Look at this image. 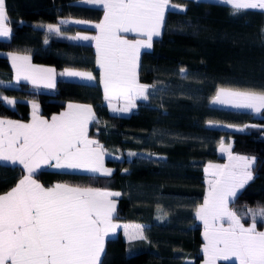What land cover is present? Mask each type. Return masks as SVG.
<instances>
[{
    "label": "trees",
    "instance_id": "obj_1",
    "mask_svg": "<svg viewBox=\"0 0 264 264\" xmlns=\"http://www.w3.org/2000/svg\"><path fill=\"white\" fill-rule=\"evenodd\" d=\"M171 1L185 10H167L161 35L141 51L138 79L150 86L149 96L127 115L110 112L98 87L60 82L43 90L12 83V73L0 70V96L16 99L13 106L0 99V116L27 120L31 100L44 116L69 102L91 105L95 119L89 135L105 152L119 156L105 158L111 176L42 168L34 177L45 187L63 182L121 193L117 217L143 223L146 239L125 241L121 233L107 238L103 264L200 263L203 240L196 207L204 198L205 162L224 159L218 153L221 142L233 153L255 158L254 179L229 207L246 225L252 223L249 209L264 208V109L255 116L248 109L212 103L221 88L264 92V10L235 12L219 0ZM5 7L12 34L0 39V51L28 53L33 62L56 71L90 70L99 80L92 42L69 39L88 29L58 19L98 21L101 7L80 0H5ZM49 23H58L61 33L40 27ZM5 58L0 54V61ZM22 175L21 166L0 162V194ZM256 222L258 230L264 229V218L257 216Z\"/></svg>",
    "mask_w": 264,
    "mask_h": 264
},
{
    "label": "snow or ice",
    "instance_id": "obj_2",
    "mask_svg": "<svg viewBox=\"0 0 264 264\" xmlns=\"http://www.w3.org/2000/svg\"><path fill=\"white\" fill-rule=\"evenodd\" d=\"M85 2L103 6L104 19L95 25L98 35L77 34L69 39L95 41L96 64L105 99L110 107L113 99H123L125 106L112 110L128 112L136 107L138 99L147 100L149 96L150 86L138 79L141 49H150L153 38L160 36L167 10L185 9L172 5L170 0ZM221 2L231 5L235 12L264 10V0ZM8 24L5 0H0V37L11 36ZM47 30L61 33L59 25L49 24ZM125 33L143 39L130 40L122 35ZM10 56L17 81L27 80L34 87H55V69L32 65L29 56ZM185 71L180 69L181 73ZM59 75L95 79L91 72L68 69ZM3 100L8 105L16 103L7 97ZM212 103L260 112L264 109V92L221 88ZM32 107L31 123L0 119V161L22 165L26 172L14 188L0 195V264H103L105 237L121 227L113 222L116 202L111 198L121 193L60 183L45 187L34 178L44 167L112 175L113 170L104 167L102 146L88 137V124L95 119L92 106L69 104L66 111L54 115L51 121L38 115V104L33 102ZM221 151L227 149L222 145ZM229 161L228 165L209 164L205 168L212 178L207 181L209 188L204 203L195 213L204 225V264H218V261L264 264V231H257L256 222L257 216L264 218V208L249 209L252 223L245 227L241 217L229 207L239 190L254 179L255 158L232 156L229 152ZM232 161L242 162V167ZM122 227L130 241L146 239L143 226Z\"/></svg>",
    "mask_w": 264,
    "mask_h": 264
},
{
    "label": "crops",
    "instance_id": "obj_3",
    "mask_svg": "<svg viewBox=\"0 0 264 264\" xmlns=\"http://www.w3.org/2000/svg\"><path fill=\"white\" fill-rule=\"evenodd\" d=\"M221 1V0H219ZM81 3L83 4H87V5H93V6H98V7H101L103 9V6L100 5V4H91V3H86L85 0H80ZM170 3L172 5H181L184 7L185 9V5L183 4H179V3H174L170 0ZM170 9H173V10H178V11H182L180 9H177V8H170ZM261 10V9H260ZM166 13V12H165ZM104 19V10H103V14L101 16V18L98 20V21H90V20H84V19H78V18H71V17H66V18H60L58 19V23L60 24L61 21H64V23H61L63 25H75V26H78L80 28H84V29H88V30H77L75 33H74V36H76L77 34L79 35H87V36H96L98 35V30L95 28V25L96 24H99L101 21H103ZM75 21H83L85 23H75ZM58 23H49V24H53V25H58ZM49 24H45L43 25V27L47 30V25ZM8 27L9 24H8ZM163 28V27H162ZM162 28H161V32H162ZM124 36H126L128 39H143V37H140V36H137L136 34L134 33H125V34H122ZM161 35V34H160ZM159 37V36H158ZM156 38V37H154ZM153 38V39H154ZM0 39L2 40H7L9 39L8 38H4V37H0ZM82 41V40H81ZM92 44H93V47L95 49V54H96V47H95V41H91ZM144 50V49H141V51ZM0 54H2L3 56H5L6 58L4 59V61H0V70H4V71H9L12 73V83H18L19 81H26L28 82L29 84L33 85L32 83H30L29 81L27 80H24V79H20L19 81H17V75H16V70L15 68L13 67V62H12V59H11V56L10 54H16V55H20V56H30V54L28 53H24V52H14V51H11V52H5V51H0ZM96 59V58H95ZM31 64L32 65H35L37 67H43V68H53L51 66H48V65H43V64H39V63H35L32 61V59L30 60ZM97 65V64H96ZM98 67V66H97ZM54 69V68H53ZM66 69L68 70H74V71H82V72H91L90 70H83V69H72V68H65L63 69L62 71H56V76H55V86L58 85L60 82H64V83H68V84H73V85H77V86H85V87H89V88H99L101 93L103 94V97H104V102L107 104L108 106V109L110 112L112 113H116V114H120V115H127L129 114L134 108H132L130 111L128 112H114L112 110V107H115V108H121L123 106H125V101L123 99H113L111 101V104H112V107L109 106V101L105 99V96H104V88H103V85L101 84L100 82V69H99V80L97 81L96 79L92 80V81H88L86 79H82L80 77H69V76H61L59 75V73H62L64 72ZM138 71V70H137ZM92 73V72H91ZM93 74V73H92ZM94 76V75H93ZM140 82V81H139ZM141 83V82H140ZM141 84H144V83H141ZM39 89H43V90H50L52 88H45L43 86H40V87H37ZM4 97H7L9 99H12V100H16L14 97H8V96H0V99L4 102L3 98ZM139 100H142V99H138L137 101ZM136 101V102H137ZM31 103V102H30ZM7 104V103H6ZM33 102L31 103V106H32ZM37 104V103H36ZM69 104H78V105H87V104H81V103H72V102H69L67 104H65V106L59 110L58 112H55V113H52L51 115L49 116H44V115H41L38 113V115L40 117H42L43 119H46V120H49L51 121V118L55 115V116H58L61 112H64L67 110L68 108V105ZM10 106H13V105H10ZM93 110V109H92ZM32 113H33V107L31 109V112L29 113V118L27 120H19L17 118H12V117H6V116H0V119H6V120H14V121H19V122H22V123H31L32 121ZM94 113V112H93ZM92 122V121H91ZM91 122L88 124V129H89V125L91 124ZM88 137L89 139H92V140H95L94 138H92L90 135H89V131H88ZM97 141V140H96ZM100 145V144H99ZM223 145V147L225 149H227V151H221V146ZM102 146V145H100ZM102 151L104 152V167L105 168H110L113 170L112 167L110 166H107L105 164V158L107 157H112V158H119V156L117 155H113V154H109L107 152H105V150L103 149L102 147ZM229 152L231 153L232 156H239V157H248L250 158L249 156H243L241 154H237V153H233L231 150H230V146L224 142H221L219 145H218V153L220 155H222L224 157V159L222 161H212V160H209L207 162H205L204 164V183H205V189H204V198H203V201L201 203H199L196 207V209L202 205L204 203V199L207 195V192H208V188H209V185L207 183L208 179H211L212 177L210 176V174L206 173L205 172V168L208 167L209 164H212V165H228L230 163L229 161ZM0 162H5V161H0ZM10 163V162H8ZM233 164H239L241 165L242 167V162H237V161H232ZM19 165V164H17ZM21 166L22 170H23V175L21 176L20 179L23 178L24 175H26V172L25 170L23 169V166L22 165H19ZM44 168H51V169H56L54 167H44ZM57 170H70V171H81V172H87V173H92V172H88V171H85V170H82V169H57ZM122 171H126L125 169L122 170ZM93 174H98V173H93ZM19 179V180H20ZM19 180L16 182V184L19 182ZM39 182V181H38ZM40 183V182H39ZM57 183H60V184H67V183H63V182H57ZM56 182L49 186V187H52L54 186L55 184H57ZM16 184L12 187L14 188L16 186ZM70 186H74V187H88V186H78V185H71V184H68ZM11 188V189H12ZM91 188H96V189H100V190H106V191H111V192H119L117 190H113V189H107V188H101V187H91ZM11 189H9L8 191H10ZM7 191V192H8ZM7 192H4V193H1L0 195H3V194H6ZM117 198L118 197H112L111 199H113L115 202H116V209H117ZM197 219V218H196ZM197 221L201 224V236H202V244H201V253L203 254V258L201 259L200 263L199 264H204V260H205V256H204V253H203V246H204V236H203V233H204V225H203V222L200 221L199 219H197ZM113 222L118 224V225H121V227L117 228L115 230L114 233H109V235L107 237H105V241L107 238H110V237H115L117 236L118 233H121L122 237L125 239V241H130L127 236L125 235L124 233V228L122 227L123 225H141L143 226V229H144V224L141 223V222H126V221H123L121 219H119L117 217V213L115 211L114 215H113ZM242 223V222H241ZM243 224V223H242ZM245 227H248L250 226L251 224H244ZM227 226V225H225ZM257 231H264V229L262 230H258ZM133 241V240H131Z\"/></svg>",
    "mask_w": 264,
    "mask_h": 264
},
{
    "label": "rangeland",
    "instance_id": "obj_4",
    "mask_svg": "<svg viewBox=\"0 0 264 264\" xmlns=\"http://www.w3.org/2000/svg\"><path fill=\"white\" fill-rule=\"evenodd\" d=\"M19 82H24V83H28V82H26V81H19ZM29 84V83H28ZM215 97V96H214ZM213 97V98H214ZM32 102H35L36 103V101L35 100H31V103ZM214 104V103H213ZM215 105H219V106H226V107H229V108H235V107H232L231 105H228V104H215ZM240 109H244V108H240ZM248 110H251V109H248ZM251 111H253V110H251ZM254 112V115L256 116H258L259 115V113L260 112H255V111H253ZM90 126V125H89ZM232 125H228V127H231ZM232 127H234V126H232ZM88 131H89V129H88ZM243 156H246V155H243Z\"/></svg>",
    "mask_w": 264,
    "mask_h": 264
}]
</instances>
